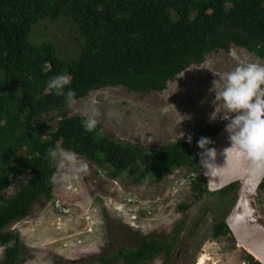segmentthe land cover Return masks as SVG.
<instances>
[{"label":"trees","instance_id":"16d2710c","mask_svg":"<svg viewBox=\"0 0 264 264\" xmlns=\"http://www.w3.org/2000/svg\"><path fill=\"white\" fill-rule=\"evenodd\" d=\"M62 19L75 26L81 39L79 53L69 60L50 39H31L39 21ZM232 46L264 59V0H0V246H7L0 264H16L21 256L19 234L8 226L24 219L39 200L52 198L55 185L49 178L55 164L46 153L57 144L127 185H142L145 176L147 185L159 183L188 165L194 173L195 198L209 192L200 174L202 150L196 142L200 137L212 140L227 122H211L176 141L145 149L111 138L99 123L85 132L83 117L71 115L63 95L47 88L51 78L68 76L76 100L108 86L162 91L169 80L202 63L207 54L230 51ZM51 111L58 112L57 120L42 122L41 116ZM188 135L192 143L187 142ZM21 177H27L25 185L7 197L9 187ZM226 234L231 232L222 220L213 236ZM174 246L170 238L147 236L134 249L122 247L117 254L95 259L98 264H141L163 252L167 264ZM248 259L261 264L250 254Z\"/></svg>","mask_w":264,"mask_h":264},{"label":"rangeland","instance_id":"374dc122","mask_svg":"<svg viewBox=\"0 0 264 264\" xmlns=\"http://www.w3.org/2000/svg\"><path fill=\"white\" fill-rule=\"evenodd\" d=\"M31 39H50L65 60L80 51V34L64 19L39 21ZM247 62L264 64V59L239 46H232L230 51L218 50L169 80L162 91L143 93L108 86L76 100L69 107L70 114L81 115L95 108L98 123L111 138L145 149L156 148L211 122L225 124L221 116H227V110L215 100V92L223 90L226 83L219 76ZM215 111L222 114L212 121ZM57 118L58 112L51 111L40 120L54 123ZM76 156L88 165L86 172L69 183L55 184L51 199L39 200L24 219L8 226L20 238L21 256L16 264H98L95 256L108 257L122 247L134 249L142 237L151 235L175 242L167 264H197L201 257L205 258L204 264H249L248 253L237 245L233 235L213 237L215 225L225 220L234 206L238 185L224 195L207 192L197 199L186 184L194 175L188 165L159 183L127 185L122 178L110 179L88 159ZM26 179L14 181L7 197L19 192ZM255 200L264 218V189L258 191ZM181 221L184 224L178 232ZM6 249L0 246V263ZM164 261L162 252L141 264Z\"/></svg>","mask_w":264,"mask_h":264},{"label":"clouds","instance_id":"9594fccd","mask_svg":"<svg viewBox=\"0 0 264 264\" xmlns=\"http://www.w3.org/2000/svg\"><path fill=\"white\" fill-rule=\"evenodd\" d=\"M219 79L226 81L223 90L215 92V100L221 101L228 113L227 116H221L227 121L224 130L228 133L230 143L223 150L226 163L228 154L233 153L238 159L251 164V174L257 181L264 179V64H238L233 70L219 76ZM70 84L68 76L58 75L50 79L47 88L56 90L57 95L62 94L64 103L71 107L76 103V92L70 88ZM213 84L215 88L216 81ZM220 114L215 111L211 120L214 121ZM98 115L95 108L81 113V126L85 132H92L96 128ZM187 142L192 143L191 135L187 136ZM211 144L213 141L208 137H200L196 142V146L202 150L198 155L205 173L220 168L215 163L217 150L209 147ZM46 156L55 164V172L49 178L53 185L69 183L77 174L86 172L88 167L85 162L78 161L75 153L63 149L59 144L47 149ZM139 164L137 161V166ZM192 177L188 178L190 187ZM148 183L149 177L145 176L142 186Z\"/></svg>","mask_w":264,"mask_h":264},{"label":"water","instance_id":"95a60500","mask_svg":"<svg viewBox=\"0 0 264 264\" xmlns=\"http://www.w3.org/2000/svg\"><path fill=\"white\" fill-rule=\"evenodd\" d=\"M225 126L213 136V144L217 150L216 165L219 169L205 173L201 168L200 174L205 177L208 191L220 192L223 189L238 184L237 199L225 219L237 245L243 248L255 260L264 264V218L259 212L255 197L264 179L259 181L251 174V164L238 159L233 153L226 158L223 150L230 146Z\"/></svg>","mask_w":264,"mask_h":264},{"label":"bare ground","instance_id":"6f19581e","mask_svg":"<svg viewBox=\"0 0 264 264\" xmlns=\"http://www.w3.org/2000/svg\"><path fill=\"white\" fill-rule=\"evenodd\" d=\"M205 263V258L204 257H201L199 259V261L197 262V264H204Z\"/></svg>","mask_w":264,"mask_h":264},{"label":"flooded vegetation","instance_id":"af4514ba","mask_svg":"<svg viewBox=\"0 0 264 264\" xmlns=\"http://www.w3.org/2000/svg\"><path fill=\"white\" fill-rule=\"evenodd\" d=\"M226 235H228V234H226ZM226 235H221V236H226ZM230 235L232 236V233H231ZM151 236H153V235H151ZM221 236H218V237H214V236H213V237H214V238H219V237H221ZM153 237H155V236H153ZM155 238H156V237H155ZM157 239H158V238H157ZM234 240H235V239H234ZM247 259H248V255H247ZM248 262H249V264H251L250 261H249V259H248Z\"/></svg>","mask_w":264,"mask_h":264},{"label":"built area","instance_id":"2783aa9c","mask_svg":"<svg viewBox=\"0 0 264 264\" xmlns=\"http://www.w3.org/2000/svg\"><path fill=\"white\" fill-rule=\"evenodd\" d=\"M187 180H188V181H187V183H186V184H187V186H188V185H189V183H190V181H189V179H187Z\"/></svg>","mask_w":264,"mask_h":264}]
</instances>
